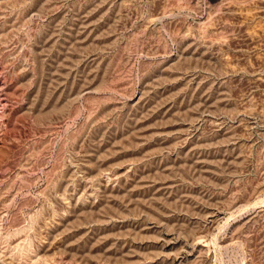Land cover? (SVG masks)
Wrapping results in <instances>:
<instances>
[{
  "label": "rangeland",
  "instance_id": "1",
  "mask_svg": "<svg viewBox=\"0 0 264 264\" xmlns=\"http://www.w3.org/2000/svg\"><path fill=\"white\" fill-rule=\"evenodd\" d=\"M19 235L264 264V0H0L1 258Z\"/></svg>",
  "mask_w": 264,
  "mask_h": 264
},
{
  "label": "bare ground",
  "instance_id": "2",
  "mask_svg": "<svg viewBox=\"0 0 264 264\" xmlns=\"http://www.w3.org/2000/svg\"><path fill=\"white\" fill-rule=\"evenodd\" d=\"M107 180V179H106ZM89 183V182H88ZM106 186V185H105ZM107 187V186H106ZM93 188V187H92ZM111 187H109L110 189ZM73 195V194H72ZM75 196V195H74ZM88 198V197H87ZM73 199V198H72ZM75 199V198H74ZM80 199V198H79ZM55 216V215H54ZM59 219V218H58ZM44 222V221H43ZM54 222V221H53ZM49 223V222H48ZM47 223V224H48ZM46 224V223H45ZM51 224V223H50ZM45 226V225H44ZM50 226V225H49ZM48 227V226H47ZM54 227V225H53ZM57 227V226H56ZM50 228V227H49ZM31 229V228H29ZM27 229V230H29ZM22 231V230H21ZM25 232V230H24ZM30 232V230H29ZM46 232V231H45ZM20 233V232H19ZM16 234V233H15ZM47 236V235H46ZM20 235H19V238L16 239L12 244H10V249L11 250V255H9L7 258H1L0 257V264H39L42 260L39 256L38 253L36 252H39L37 251L38 248L36 249V252H34L31 248V243H29V241H27V239H25L24 235L22 236L24 239H20ZM48 237V236H47ZM28 238V237H27ZM14 239V238H13ZM12 239V240H13ZM41 239V238H40ZM42 240V239H41ZM42 242V241H40ZM44 242V241H43ZM44 244V243H43ZM42 244V245H43ZM48 244V243H47ZM53 244V243H52ZM41 246V245H40ZM45 246V245H43ZM46 247V246H45ZM49 247V246H48ZM51 247V246H50ZM49 249V248H48ZM46 249V250H48ZM53 251V250H52ZM6 253V252H5ZM14 253V254H13ZM55 253V252H54ZM47 254V253H46ZM53 254V253H52ZM45 255V254H44ZM49 255V254H48ZM1 256V254H0ZM47 256V255H45ZM42 257V256H41ZM44 257V256H43ZM51 257V256H50ZM47 258V257H45ZM43 259L44 263H47V260L46 259ZM54 258V257H53ZM52 258V260H53ZM55 259V258H54ZM49 262V261H48ZM53 261H51L52 263ZM50 264V263H48ZM76 264V263H75ZM80 264V263H79Z\"/></svg>",
  "mask_w": 264,
  "mask_h": 264
}]
</instances>
